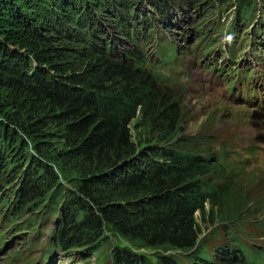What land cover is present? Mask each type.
I'll return each mask as SVG.
<instances>
[{"label": "trees", "instance_id": "trees-1", "mask_svg": "<svg viewBox=\"0 0 264 264\" xmlns=\"http://www.w3.org/2000/svg\"><path fill=\"white\" fill-rule=\"evenodd\" d=\"M245 33L258 70L233 87L264 76V0H0V251L39 225L43 251L71 262L109 235L127 244L112 264H151L140 251L154 264H264L240 229L264 236V196L205 148L209 134L183 136V98L164 76L180 47L236 63Z\"/></svg>", "mask_w": 264, "mask_h": 264}, {"label": "rangeland", "instance_id": "rangeland-1", "mask_svg": "<svg viewBox=\"0 0 264 264\" xmlns=\"http://www.w3.org/2000/svg\"><path fill=\"white\" fill-rule=\"evenodd\" d=\"M249 38V33L234 38L240 57L249 44ZM183 51V47L178 49V63L171 71L177 79L176 90L183 98L185 110L183 136L193 138L198 146L199 137H202V134H209L211 137L209 142L202 143L205 148L213 149V153L221 157L228 156L233 169L230 175L236 172V177L242 183L249 185L248 190H251L249 181L253 183L251 193H260L264 196V110L257 108L256 104L251 105L243 100L241 96L246 92L244 88L230 93L214 73L199 66L192 57L184 55ZM252 67L255 68L254 61ZM261 81L264 85V78ZM261 89L264 90V86ZM209 124L211 126L207 127ZM203 148L198 149L206 150ZM206 152L202 153V158L210 157L209 154L205 155ZM261 216H264V213ZM1 219L0 216V222ZM248 223L249 221L240 224V229L245 230L241 233L242 239L256 246L263 244L262 230L255 225L249 226ZM218 227L220 228L219 225ZM37 232L38 239H34ZM47 232L45 234L44 228L36 225L28 232L18 234L15 239H11L12 244L6 246L0 264H8L10 260H15L18 264L35 261L39 253L44 252L42 248L47 245L45 244L47 238L40 241V237H46ZM0 233L5 236L4 240L8 239V231L2 223H0ZM209 234H212L210 229L206 231V235ZM207 239L208 246L215 247L223 244L226 237L219 233ZM12 246H15L14 249L19 246V250H15L16 253L13 255L10 250ZM116 247H127V244L121 239L108 235L106 243L91 256L88 262H71L69 258L73 253L56 252L53 264H112L110 254ZM138 253L146 262L154 264V258L150 253L143 251ZM179 259L183 264H189L185 257L179 256Z\"/></svg>", "mask_w": 264, "mask_h": 264}, {"label": "bare ground", "instance_id": "bare-ground-1", "mask_svg": "<svg viewBox=\"0 0 264 264\" xmlns=\"http://www.w3.org/2000/svg\"><path fill=\"white\" fill-rule=\"evenodd\" d=\"M235 48V47H234ZM237 49V48H236ZM227 70V69H226Z\"/></svg>", "mask_w": 264, "mask_h": 264}, {"label": "clouds", "instance_id": "clouds-1", "mask_svg": "<svg viewBox=\"0 0 264 264\" xmlns=\"http://www.w3.org/2000/svg\"><path fill=\"white\" fill-rule=\"evenodd\" d=\"M176 91V90H175Z\"/></svg>", "mask_w": 264, "mask_h": 264}]
</instances>
